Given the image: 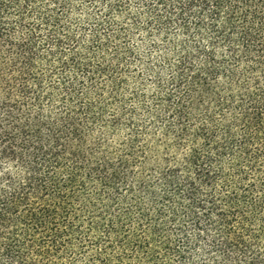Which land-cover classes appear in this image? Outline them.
<instances>
[{
    "label": "trees",
    "instance_id": "1",
    "mask_svg": "<svg viewBox=\"0 0 264 264\" xmlns=\"http://www.w3.org/2000/svg\"><path fill=\"white\" fill-rule=\"evenodd\" d=\"M0 264H264V0H0Z\"/></svg>",
    "mask_w": 264,
    "mask_h": 264
}]
</instances>
